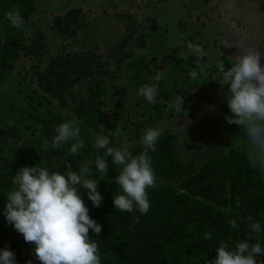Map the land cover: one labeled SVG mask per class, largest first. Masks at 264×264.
<instances>
[{"label": "rangeland", "instance_id": "374dc122", "mask_svg": "<svg viewBox=\"0 0 264 264\" xmlns=\"http://www.w3.org/2000/svg\"><path fill=\"white\" fill-rule=\"evenodd\" d=\"M9 11H19L24 21L20 28L7 20ZM16 30L11 70L0 81V128L11 125L30 139L40 121L54 113L63 121L78 122L82 138L90 143L85 146L87 156L93 149L99 152L94 139L104 132L81 124L75 114L76 99L85 95V86H72L75 95L68 93L63 99L51 98L43 89L42 72L51 56L91 49L104 62L100 80L110 129L121 130L109 137V146L129 153L133 143L144 148L145 131L158 128L169 134L177 159L192 170L231 149L247 153L244 131L224 119L232 114L217 64L235 61L238 54L254 48L264 53V0H0V44ZM190 45L202 48L201 61ZM200 65H207L204 72ZM194 69L195 80L189 75ZM157 72L163 79L158 82L157 103L151 104L138 90L153 83ZM176 95L183 97L181 112L168 108ZM15 153L14 147H6L5 155ZM108 163L119 167L111 157ZM53 168L66 172L61 161ZM249 169L255 180L264 178L250 164ZM156 178L159 184L171 182ZM6 202L7 197L0 203V237L15 231L4 216Z\"/></svg>", "mask_w": 264, "mask_h": 264}, {"label": "trees", "instance_id": "16d2710c", "mask_svg": "<svg viewBox=\"0 0 264 264\" xmlns=\"http://www.w3.org/2000/svg\"><path fill=\"white\" fill-rule=\"evenodd\" d=\"M19 31L8 35L0 44V81L11 70V57L16 53ZM234 61L223 60L225 70ZM104 62L98 52L91 49H76L70 56L57 53L49 58L42 72L43 89L51 98L63 99L74 92V85H84L85 95L76 99L77 119L88 128L102 130L111 137L108 119L103 110V88L100 75ZM227 92V86L223 85ZM64 122L50 113L34 128L30 139L23 138L11 126L0 128V203L6 200V193L13 186L12 177L24 166L46 164L54 170L55 161L65 163L66 170L79 172L80 167L97 156L92 150L87 156L85 147L78 154H71L73 141L58 149L49 147L45 151L43 141L49 144L55 135V128ZM85 146L87 143L85 140ZM14 147L16 153L5 155L6 147ZM154 152L149 151L155 176L171 181L170 184L156 183L147 189L150 208L141 215L138 209L129 213L114 208L113 197L123 194L116 182L123 166L114 167L108 163L106 176L95 171L98 179V192L103 197L100 207H94L86 190L78 189L89 215L102 227L96 236H89L99 245L101 264H209L215 259L216 249L221 241L235 248L238 242H264V178L255 180L249 169L247 153L231 149L226 154L206 159L198 170L186 168L176 157L170 146L169 134H161ZM143 147L133 143L130 154L139 155ZM55 171V170H54ZM251 215L261 224V233L251 230L247 217ZM236 219L237 227L232 228L228 221ZM135 220V222H133ZM211 233L204 239L205 232ZM12 251L16 264H41L34 254V245L25 242L16 230L0 237V249ZM259 260L264 261V257Z\"/></svg>", "mask_w": 264, "mask_h": 264}, {"label": "clouds", "instance_id": "9594fccd", "mask_svg": "<svg viewBox=\"0 0 264 264\" xmlns=\"http://www.w3.org/2000/svg\"><path fill=\"white\" fill-rule=\"evenodd\" d=\"M7 20L15 28H20L24 21L19 11L5 13ZM192 51L201 61L203 50L199 45H190ZM264 53L259 48L247 50L235 57L233 65L225 70L223 62L217 64L222 73L220 83L227 86V106L232 114L224 119L229 124H235L244 131L247 158L250 166L264 175ZM207 65H200L199 71L204 72ZM191 78H197L194 69L189 73ZM153 83L144 84L138 90V95L151 104L157 103L159 92L158 82L163 79V73L157 72L152 78ZM161 103H166L161 100ZM183 97L176 95L168 108L182 111ZM55 135L49 141H43V149L49 147L58 149L61 145L73 141L69 152L78 154L85 147L80 127L75 119H67L55 128ZM121 130L110 132L120 135ZM161 136L158 128H148L142 137L143 151L131 155L126 148L109 146L108 135H97L93 147L104 149L103 156H97L94 161L83 164L79 172L66 170L60 174L47 167L36 164L32 167H21L12 177L13 187L6 194L4 216L9 224L23 236L25 242L34 245V254L41 264H101L98 242L89 236V231L96 236L102 232V227L89 215V209L81 198L77 186L86 190L88 199L94 207H100L103 197L98 192V179L93 178L95 171L106 176L108 166L106 157H111L117 166H123L116 182L123 194L113 197L114 208L133 212L138 209L141 215L147 214L150 208L147 189L155 187L156 176L152 167L149 151L156 150L155 145ZM251 230L261 233V224L251 215L247 217ZM135 222V220L133 221ZM232 228L237 227L236 219L228 221ZM211 233L205 232L204 239H210ZM252 244L247 240L238 242L235 248L221 241L216 249L215 259L209 264H264L258 259L264 256V247L259 242ZM0 264H16L15 254L0 249ZM31 264V261L26 262Z\"/></svg>", "mask_w": 264, "mask_h": 264}]
</instances>
